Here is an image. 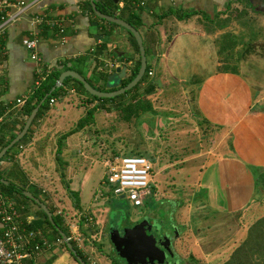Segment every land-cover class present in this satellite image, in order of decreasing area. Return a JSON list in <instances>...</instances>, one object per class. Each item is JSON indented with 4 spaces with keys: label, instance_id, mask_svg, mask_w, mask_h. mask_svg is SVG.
<instances>
[{
    "label": "crops",
    "instance_id": "obj_1",
    "mask_svg": "<svg viewBox=\"0 0 264 264\" xmlns=\"http://www.w3.org/2000/svg\"><path fill=\"white\" fill-rule=\"evenodd\" d=\"M26 1L33 3L0 40V149L21 130L30 113L24 112L26 102L56 70L77 71L95 88L112 90L140 64L127 29L99 17L90 0ZM113 2L115 15L124 19L136 12L140 18L143 76L124 92L98 97L71 75L57 84L58 75L54 101L50 97L40 110L43 100L23 136L0 157V181L7 180L0 191L13 203L16 221L36 229L31 243L47 240L30 263L80 264L60 226L49 220L56 234L24 190L60 218V228L88 264H144L114 255L109 228L160 218L134 217L121 227L105 215V204L92 203L111 196L99 189L112 184L106 172L114 156L147 150L152 188L174 206L166 228L174 257L181 264H220L264 215V0ZM36 15L43 20L33 23ZM25 36L36 37L37 59L24 47ZM123 64L126 77L108 85L107 75ZM73 95L80 113L73 118L62 111L53 119L50 108ZM18 97L25 99L19 105ZM89 109L92 114L82 120ZM76 171L84 183L91 180L82 192L69 187Z\"/></svg>",
    "mask_w": 264,
    "mask_h": 264
},
{
    "label": "built area",
    "instance_id": "obj_2",
    "mask_svg": "<svg viewBox=\"0 0 264 264\" xmlns=\"http://www.w3.org/2000/svg\"><path fill=\"white\" fill-rule=\"evenodd\" d=\"M144 4L145 0H138ZM33 1L26 0H0V40L9 24H12L23 17V14ZM42 16H33L31 21L39 23ZM24 47L28 50L32 59L38 58V41L35 36H25L22 39ZM1 63V61H0ZM49 71H41L36 81L39 83L45 78ZM151 74L152 71L150 70ZM24 97L15 99L17 105L24 102ZM54 98H50L53 102ZM0 116V121H1ZM152 162L144 155L131 154L123 156H114L107 166L106 180L116 184L117 192H123L134 205L144 202L146 195L151 191L152 185ZM16 209L13 203L7 201L0 191V218L2 226L0 227V264H33L30 259L34 251H40L46 239L42 242L31 243L35 236L34 227L26 228L22 223L15 219ZM74 237V236H73ZM70 239V237H67Z\"/></svg>",
    "mask_w": 264,
    "mask_h": 264
},
{
    "label": "water",
    "instance_id": "obj_3",
    "mask_svg": "<svg viewBox=\"0 0 264 264\" xmlns=\"http://www.w3.org/2000/svg\"><path fill=\"white\" fill-rule=\"evenodd\" d=\"M96 2L97 0H90L92 9L99 17L122 25L123 27L128 29L135 37L140 52V64L137 72L134 77L126 84L112 90H101L95 88L84 76L74 70L62 71L58 77L57 84L62 83L66 75H71L81 81L84 88L90 93L98 97H110L130 89L140 80L145 72L147 65L146 52L140 31L125 19L115 14H108L100 11L96 6ZM126 67V64L115 67L114 71L107 75L106 83L110 86L118 85L121 77H126ZM44 99L45 97H43L39 101V103L30 111L21 130L0 149V157L23 136ZM1 180L7 182L6 179ZM23 192L34 201H36L47 213L49 220L54 223L52 212L47 207V205L31 191L24 190ZM167 227L168 225L164 218L153 219L152 221L146 219L145 221L136 223L131 227L123 228L122 232L118 227L112 224L109 228V240L113 244L118 255L123 257L128 263L161 264L167 262L168 264H181L180 259L178 257H174L173 255V251L170 247L172 240L168 235V231L166 229ZM57 228H59V232L65 239L69 249L75 252L74 246L70 241H68L65 232H63L60 227ZM75 254L80 264H88L87 261L80 255H77L76 252ZM168 255L170 256V258H175L174 263L173 261H169L166 259Z\"/></svg>",
    "mask_w": 264,
    "mask_h": 264
},
{
    "label": "rangeland",
    "instance_id": "obj_4",
    "mask_svg": "<svg viewBox=\"0 0 264 264\" xmlns=\"http://www.w3.org/2000/svg\"><path fill=\"white\" fill-rule=\"evenodd\" d=\"M115 37L119 40L122 39L121 35H119L118 33L115 34ZM160 49H162V45H160ZM75 100H76L75 95L67 96V97L62 98L61 100H57L55 103V106L50 108V116H52L53 119L58 118L63 111L64 113H68L70 115V117L72 115L73 118H75L80 113V108L78 109V107H80V105H77L76 104L77 102H74ZM111 118H112V116H111ZM108 119H110V118H108ZM143 126L141 125L140 128L144 129L145 126L144 127ZM149 153H150V151L143 150V153H141V154L150 158L149 155H151V154H149ZM80 175H81V172H78V171L73 172L72 179L70 178V180H68L70 189L71 188H73V189L78 188L80 190V192H82L83 185H86V184L89 185L91 183L90 179H88V182H86V183L81 181ZM97 184L95 182V184H93V185H95V187H96ZM163 184H164V186H169V183L167 181H165V183H163ZM98 187H99V185H98ZM116 187L117 186L114 183L102 184L99 190H105L106 191V188H107V190H108L109 194H111V196L107 200H103L102 198H99V200H97V202H93L92 204L93 205H99L98 203L105 204L106 205L105 206V215L108 218H110L112 221L116 222L117 225H119L121 227H122V225H126V224L128 225L131 222L130 219H133L134 217H136V218L142 217L143 215H149V216L154 215V216L159 217L160 219L164 218V220L166 221V223L168 225V221H169L168 218H172L171 214H172V210L174 209V206H173L172 202L166 200V197H164L161 193L157 194L155 186L152 188V185H151V187H150L151 191L146 195L144 202L142 204H139V205H134L129 200V198L127 196H122V197L118 196V194H116V192H115ZM99 190H97V191H99ZM71 191H73V190L71 189ZM179 191H181L180 188H179ZM169 225H170V221H169ZM173 233L175 234V229H174ZM112 252L115 255L116 249L114 248L112 250ZM183 254L185 256V252ZM168 258L171 259L174 263L175 258H170L169 255H168ZM121 259L124 263H126L123 258H121Z\"/></svg>",
    "mask_w": 264,
    "mask_h": 264
},
{
    "label": "trees",
    "instance_id": "obj_5",
    "mask_svg": "<svg viewBox=\"0 0 264 264\" xmlns=\"http://www.w3.org/2000/svg\"><path fill=\"white\" fill-rule=\"evenodd\" d=\"M97 8L100 9L102 12L114 14L115 9L113 7L116 5V3L113 2V0H97L96 2ZM90 7V6H89ZM133 13L132 16L124 18L126 21L131 23L133 26L138 28V26L141 24L140 18L138 15ZM129 34L134 39V42L137 45V42L133 36V34L127 29ZM138 69V66L134 67L130 73L129 76H127L125 79H123V84H126L129 80H131L134 75L136 74ZM61 70H56L55 73H53L50 77L47 78V80L43 83L42 87L39 88L37 91L34 92L31 99L29 98L26 102L27 105H25L26 114L30 112V110L43 98L45 97L44 102L40 106V110L48 106L49 98L52 97L53 94L56 93V90L51 91V87L54 85L55 79L59 75ZM77 83L82 86V83L78 80H76ZM131 105V104H130ZM134 110L138 112L141 108L138 107L136 104L134 106ZM92 114V111L89 109L86 112V115H84L82 120L87 119ZM15 134H12L9 139H7L4 143L6 144ZM264 176V173L262 174ZM264 181V179H263ZM11 183V182H10ZM9 183V184H10ZM1 186H5V184L0 181ZM14 186L21 192L22 187L17 186L14 184ZM22 194V193H20ZM23 195V194H22ZM26 196V195H24ZM27 197V196H26ZM44 213V212H43ZM44 216L46 217V214L44 213ZM53 219L57 225H59L63 230L64 227L61 224L60 218H58L57 215L53 216ZM46 222L52 226L54 232L58 234V231L56 227L49 221L48 218H46ZM73 243V242H72ZM74 245L75 252L79 255H81L84 259V257L77 246ZM87 261V260H86ZM220 264H264V215L257 218L253 223H251L248 226L247 233L245 237L239 242V244L231 251L229 256Z\"/></svg>",
    "mask_w": 264,
    "mask_h": 264
},
{
    "label": "flooded vegetation",
    "instance_id": "obj_6",
    "mask_svg": "<svg viewBox=\"0 0 264 264\" xmlns=\"http://www.w3.org/2000/svg\"><path fill=\"white\" fill-rule=\"evenodd\" d=\"M121 230V232H122V229H120ZM173 250V249H172Z\"/></svg>",
    "mask_w": 264,
    "mask_h": 264
}]
</instances>
